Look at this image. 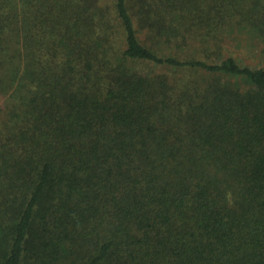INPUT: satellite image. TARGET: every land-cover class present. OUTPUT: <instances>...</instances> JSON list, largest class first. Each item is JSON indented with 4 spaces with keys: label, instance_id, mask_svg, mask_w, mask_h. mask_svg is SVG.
<instances>
[{
    "label": "trees",
    "instance_id": "obj_1",
    "mask_svg": "<svg viewBox=\"0 0 264 264\" xmlns=\"http://www.w3.org/2000/svg\"><path fill=\"white\" fill-rule=\"evenodd\" d=\"M248 53L264 0H0V264H264Z\"/></svg>",
    "mask_w": 264,
    "mask_h": 264
},
{
    "label": "rangeland",
    "instance_id": "obj_2",
    "mask_svg": "<svg viewBox=\"0 0 264 264\" xmlns=\"http://www.w3.org/2000/svg\"><path fill=\"white\" fill-rule=\"evenodd\" d=\"M251 55L252 59H250L249 64L254 67H264V58L262 56L256 57L254 53H248ZM249 61V60H248Z\"/></svg>",
    "mask_w": 264,
    "mask_h": 264
}]
</instances>
